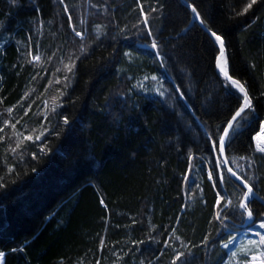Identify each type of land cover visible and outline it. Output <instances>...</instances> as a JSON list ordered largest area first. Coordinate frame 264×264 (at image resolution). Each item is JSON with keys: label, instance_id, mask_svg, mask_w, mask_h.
<instances>
[{"label": "trees", "instance_id": "obj_1", "mask_svg": "<svg viewBox=\"0 0 264 264\" xmlns=\"http://www.w3.org/2000/svg\"><path fill=\"white\" fill-rule=\"evenodd\" d=\"M182 1L224 35L229 73L260 97L253 103L264 116V0L241 15L251 0H64L67 12L59 0H0L3 264H172L179 252L184 256L176 264H243L231 252L244 255L241 247L253 246L243 242L259 239L250 233L264 235V154L255 151L247 130L238 129L226 154L230 166L255 174L250 182L262 202L251 204L254 225L232 212L227 230L213 219L215 192L203 167L183 178L190 164L207 157V134L236 107L237 92L225 88L214 60L218 46ZM141 5L163 64L140 23ZM76 56L65 81L64 65ZM153 75L164 97L154 91ZM64 116L69 124L59 137L48 134L36 144L21 137L11 152V124L35 138L42 122L55 131ZM45 142L51 152L41 157L38 146ZM229 180L235 203L240 189ZM232 235L235 245L225 249Z\"/></svg>", "mask_w": 264, "mask_h": 264}, {"label": "snow or ice", "instance_id": "obj_2", "mask_svg": "<svg viewBox=\"0 0 264 264\" xmlns=\"http://www.w3.org/2000/svg\"><path fill=\"white\" fill-rule=\"evenodd\" d=\"M61 4L64 5V10L67 12V5L64 4V0H59ZM256 3V0H251L250 3H247L243 8L241 13H236L237 15H241L247 13L249 9ZM190 10L193 14V18L196 22L203 26L206 33L209 35L211 40L217 45V51L219 53L218 57H214L215 63L219 67V71L223 74L224 81L228 82L225 84V88L227 90L235 89L237 92V105L236 107L229 113L228 118L221 121L219 125L215 127L214 132L207 134L208 139V153L207 157H200V165H192L190 164L185 175L184 180H189V175L197 169V167H203L204 178L210 182L212 189L215 192L214 199V213L213 219L218 221L222 226H224L225 230H227V226L224 224L226 220L229 219V212L233 214H239L241 218H244L245 215L247 220L254 225L255 221L253 220V209L251 204L258 199H261L256 195V189L254 188L253 183L250 181L255 178V174L249 176L247 170L245 168H234L230 166L229 156L226 154V149L231 147L233 143L239 138L241 134L240 130H247L249 132V140L250 143H254L255 151L264 154V116H261L257 113L256 105L253 103L254 99H259L260 97H253L250 94L249 88L246 87V83H242L241 80L233 78L230 75L228 67H227V59H226V43L225 37L223 34H219L216 30L206 23V21L201 17L200 12L197 10L195 5H189ZM141 14L143 15V20L140 23L144 24L147 30V37L151 38L150 48L154 50V55L160 58L161 64H163V58L160 57V53L158 51L157 39L152 34V29L149 26L148 14L144 13L143 6H140ZM152 11H157L156 8H153ZM71 20V16L68 17ZM136 27V26H134ZM72 31L74 32L76 37L84 39L83 33L72 27ZM139 32L136 35L139 36ZM30 39V37H29ZM147 46V45H146ZM85 49L81 46V53L83 54ZM124 56L131 57V53L124 52ZM79 59V56H76L75 59L69 57V62L64 65L66 69V74L63 79L65 81L70 82L71 77L67 75V73H72L75 67V60ZM34 61H40V55H34L32 57ZM29 63H32L30 60ZM61 69L57 68V71ZM35 79V77L33 78ZM149 77L145 76L144 80L147 81ZM152 81H157L159 83V87H156L154 91L160 96L164 97L166 95L163 89L162 81H159L157 76L153 75L150 78ZM56 83H60V80L57 79ZM141 89L144 88V82H139L138 85ZM67 87V84L65 85ZM179 92V88L176 89ZM64 93L61 92V95ZM184 93L180 92V97L183 98ZM260 96H264V92L260 93ZM62 106V105H61ZM30 107V106H29ZM45 108H47V102L45 101ZM13 111L12 108H8L7 112L11 113ZM51 112H56V107L51 108ZM27 115V111L24 113ZM44 121H47V115L44 116ZM7 124V121H4ZM19 123V120L16 121ZM69 124L68 117H62V125L56 129L55 131H51L48 125L44 122L40 125V131L35 135V138L32 134L25 135L23 132H17L16 124H11V128L13 129V135L16 137V147L11 148V152L15 155L17 153V149L21 147V137L23 141H31L33 144H36L37 141H40L42 138L46 137V135L51 134L59 137L61 131L63 130L64 125ZM37 130L33 129L32 132L35 133ZM4 132V128L0 127V133ZM12 137H9L11 139ZM2 139V137H0ZM40 156L48 155L51 152V149L48 148L47 143H41L38 146ZM22 157V152L20 153ZM31 158L33 160L38 159L37 153H31ZM190 159H196V157H190ZM241 159H247L246 157H241ZM14 171V168L9 166L7 167V172L11 174ZM33 172H36V169H32ZM229 177L232 178V181L236 182V186L240 189V195L236 198L235 203L232 198L229 196L228 185L230 183ZM6 177L0 176V188L5 187ZM14 182V181H12ZM196 188H200L199 183H196ZM101 204H104V201L101 200ZM104 207L107 208V205L104 204ZM260 216L264 217V213H260ZM260 228L264 229V220L261 221ZM250 230V229H249ZM175 230L173 229V232ZM255 235L259 237L258 240L249 239L248 243L253 246V248H245L241 247V251L244 253V256H251V259H244L243 264H264V235L260 232H256ZM179 239V237H177ZM207 237H205L204 242H207ZM236 242V236L232 235L228 242L223 244L225 249H228L229 246ZM136 243V242H134ZM139 243H143L140 241ZM183 245V242H181ZM104 241L101 239V246H103ZM165 247H170V245L165 242ZM253 249L255 250V254H252ZM102 250V249H101ZM12 251H16V249H12ZM163 254V253H161ZM237 253L235 251L231 252V256L235 257ZM5 253L0 251V264H3ZM184 256L183 252H179L175 259L172 261V264H176V260H180V258ZM159 259V257L157 258ZM99 264V261H97ZM143 264V262H142ZM181 264H188V262L181 261Z\"/></svg>", "mask_w": 264, "mask_h": 264}, {"label": "rangeland", "instance_id": "obj_3", "mask_svg": "<svg viewBox=\"0 0 264 264\" xmlns=\"http://www.w3.org/2000/svg\"><path fill=\"white\" fill-rule=\"evenodd\" d=\"M145 48H147V47H145ZM247 224H249L248 221H247ZM245 235H246V236H250V235H251V236H256L254 233H253V234L250 233V235H248V234H245ZM243 243H244L245 246H247V245L249 244L248 241H246V242L244 241ZM234 245H235V244L233 243V246H234ZM249 246H251V245H249ZM252 254H254V253L252 252ZM247 257H250L249 260L251 259V256H250V255L247 256ZM233 259H234V262H240V261H244L245 257H244V255H242L241 252H240V254H237L235 257H233Z\"/></svg>", "mask_w": 264, "mask_h": 264}, {"label": "water", "instance_id": "obj_4", "mask_svg": "<svg viewBox=\"0 0 264 264\" xmlns=\"http://www.w3.org/2000/svg\"><path fill=\"white\" fill-rule=\"evenodd\" d=\"M183 2V4L190 10V7H189V5L187 4V3H185L184 1H182ZM191 11V10H190ZM192 13V12H191ZM192 17H193V14H192ZM193 20H194V18H193ZM194 22H196L195 20H194ZM196 23H198V22H196ZM199 24V23H198ZM200 25V24H199ZM202 28H203V26L202 25H200ZM204 29V28H203ZM217 67H218V65H217ZM218 70H219V67H218ZM220 72V71H219ZM221 73V72H220ZM221 75L223 76V74L221 73ZM258 200H260V199H258ZM261 201V200H260ZM262 202V201H261ZM264 204V203H263Z\"/></svg>", "mask_w": 264, "mask_h": 264}]
</instances>
